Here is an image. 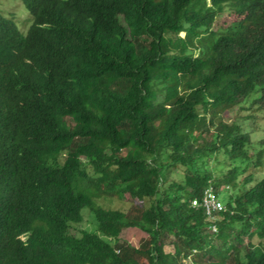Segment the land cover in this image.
Here are the masks:
<instances>
[{"label": "trees", "instance_id": "1", "mask_svg": "<svg viewBox=\"0 0 264 264\" xmlns=\"http://www.w3.org/2000/svg\"><path fill=\"white\" fill-rule=\"evenodd\" d=\"M21 1L28 36L0 14V264H264V135L243 126L264 0Z\"/></svg>", "mask_w": 264, "mask_h": 264}, {"label": "rangeland", "instance_id": "2", "mask_svg": "<svg viewBox=\"0 0 264 264\" xmlns=\"http://www.w3.org/2000/svg\"><path fill=\"white\" fill-rule=\"evenodd\" d=\"M0 14L6 17H11L16 21L17 26L19 27L20 31L23 32L25 35L29 32L31 27L34 24L33 18L29 14L27 8L25 7L24 3L21 0H0ZM12 14V15H11ZM238 18L237 15L234 13H223L220 15L215 23H214V30H218L220 28H227ZM182 36H185L182 34ZM260 94L254 95L252 99L259 98ZM244 129H246L253 138L257 139L258 137H263L264 135V108H260L259 106L256 109V112L253 114L249 120L245 121ZM253 171V168L250 169ZM257 179L264 177V170L261 172H256ZM227 194L235 195L236 191L231 187ZM238 192V191H237ZM222 200L227 198L226 194H222ZM130 202H132L129 195L125 196L123 201L116 200V199H105L100 198L98 199V203L110 209H125L129 208ZM89 212L85 211V222L81 223L80 228L81 230H86L88 232L97 233V229L95 224L93 223V219L91 215L88 214ZM87 215V216H86ZM72 228L71 232L73 234L78 233V229ZM147 235L142 230L137 228H129L124 230L123 234L120 237V241L128 242L134 247H138L140 242L146 238ZM216 245H219V242H216ZM165 251L167 253H172L174 251L173 246L167 245L165 247Z\"/></svg>", "mask_w": 264, "mask_h": 264}, {"label": "built area", "instance_id": "3", "mask_svg": "<svg viewBox=\"0 0 264 264\" xmlns=\"http://www.w3.org/2000/svg\"><path fill=\"white\" fill-rule=\"evenodd\" d=\"M193 206L195 207H204L206 213L212 216L215 213L221 212L225 209V205L219 200V198L215 195L212 188H209L204 195L202 203L198 201L193 202ZM216 230V229H215Z\"/></svg>", "mask_w": 264, "mask_h": 264}, {"label": "clouds", "instance_id": "4", "mask_svg": "<svg viewBox=\"0 0 264 264\" xmlns=\"http://www.w3.org/2000/svg\"><path fill=\"white\" fill-rule=\"evenodd\" d=\"M31 17H32V16H31ZM33 25H34V24H33ZM32 27H33V26H32ZM32 27H31V29H32ZM18 28H19V27H18ZM31 29L29 30V32H32ZM19 30H20V29H19ZM29 32L27 33V35H25L23 32H22V33H23L25 36H28V35L30 34ZM24 238H25V237H22V239H24Z\"/></svg>", "mask_w": 264, "mask_h": 264}]
</instances>
